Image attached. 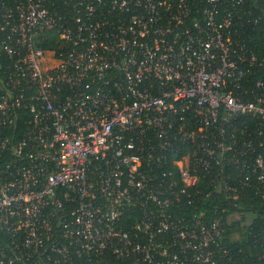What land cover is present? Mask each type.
Returning <instances> with one entry per match:
<instances>
[{
    "label": "built area",
    "instance_id": "2783aa9c",
    "mask_svg": "<svg viewBox=\"0 0 264 264\" xmlns=\"http://www.w3.org/2000/svg\"><path fill=\"white\" fill-rule=\"evenodd\" d=\"M262 17L0 0V264H233L221 216L264 200Z\"/></svg>",
    "mask_w": 264,
    "mask_h": 264
},
{
    "label": "trees",
    "instance_id": "16d2710c",
    "mask_svg": "<svg viewBox=\"0 0 264 264\" xmlns=\"http://www.w3.org/2000/svg\"><path fill=\"white\" fill-rule=\"evenodd\" d=\"M258 2L261 8L264 2L260 0ZM254 12L260 14V10ZM249 30L252 36L250 45L262 50L264 46V17L258 25L249 27ZM44 37L55 38L51 33ZM23 120L24 116L18 115L16 125L20 127ZM213 203V201L210 202V204ZM248 205L252 206L250 211L253 216L251 218H242L226 223L224 215L221 216V227H224L221 247L227 250L233 264H264V200L246 201L241 204V207L245 209ZM206 218L213 219V213L209 211Z\"/></svg>",
    "mask_w": 264,
    "mask_h": 264
}]
</instances>
